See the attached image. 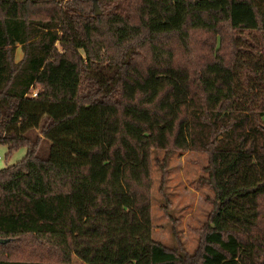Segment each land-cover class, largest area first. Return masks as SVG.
I'll list each match as a JSON object with an SVG mask.
<instances>
[{"label":"trees","instance_id":"trees-1","mask_svg":"<svg viewBox=\"0 0 264 264\" xmlns=\"http://www.w3.org/2000/svg\"><path fill=\"white\" fill-rule=\"evenodd\" d=\"M152 68L187 77L161 158L125 110L162 117L171 86L123 97ZM182 137L211 210L192 253L144 239L147 264H264V0H0V145L26 150L0 170V264H73L72 196L102 204L112 181L150 226L152 167L162 191Z\"/></svg>","mask_w":264,"mask_h":264},{"label":"rangeland","instance_id":"rangeland-1","mask_svg":"<svg viewBox=\"0 0 264 264\" xmlns=\"http://www.w3.org/2000/svg\"><path fill=\"white\" fill-rule=\"evenodd\" d=\"M21 59L22 53L17 48L15 62ZM138 76L139 81L124 78L125 99L143 96L140 103H149L165 84L171 86L158 106L162 117L125 110L126 115L157 131L156 156L161 158L163 150L169 146L176 118L186 110L187 77L183 71L155 68L147 69L146 74L138 73ZM186 128L185 125L184 132ZM183 137L177 143L182 155L170 160L162 191L161 174L157 166L152 167L150 226L142 224L132 211L130 198L118 181H112L113 193L102 199L103 205L95 196H72L73 264H147L148 247L144 239L165 246H174L179 241L189 253L196 249L198 237L195 230L206 222L214 194L200 183V178L205 176L206 155L190 151ZM25 154L26 150L21 148L8 155L7 147L0 145V170L19 162Z\"/></svg>","mask_w":264,"mask_h":264},{"label":"water","instance_id":"water-1","mask_svg":"<svg viewBox=\"0 0 264 264\" xmlns=\"http://www.w3.org/2000/svg\"><path fill=\"white\" fill-rule=\"evenodd\" d=\"M93 9H94V12H95V16L100 15V12L98 11V8H97V5H96L95 1L93 2Z\"/></svg>","mask_w":264,"mask_h":264},{"label":"built area","instance_id":"built-area-1","mask_svg":"<svg viewBox=\"0 0 264 264\" xmlns=\"http://www.w3.org/2000/svg\"><path fill=\"white\" fill-rule=\"evenodd\" d=\"M36 94L35 93H33V96H35ZM0 159H1V156H0Z\"/></svg>","mask_w":264,"mask_h":264}]
</instances>
